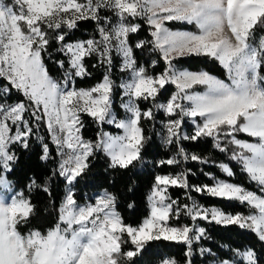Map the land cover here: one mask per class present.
I'll return each mask as SVG.
<instances>
[{
  "label": "snow or ice",
  "instance_id": "snow-or-ice-1",
  "mask_svg": "<svg viewBox=\"0 0 264 264\" xmlns=\"http://www.w3.org/2000/svg\"><path fill=\"white\" fill-rule=\"evenodd\" d=\"M94 22L92 38L69 42L81 22ZM143 21L151 40L137 41ZM180 22L194 31H172L167 26ZM264 0H0V264H136L151 242H173L187 246V257L195 243L207 238L198 221L234 225L250 230L264 243ZM66 59L55 60L62 78L56 79L45 62L52 60V42ZM151 45L163 61V71L149 74L135 57V49ZM206 57L223 69L225 79L207 71L178 68L175 61ZM94 58L106 71L90 88H76L75 81L90 76L86 59ZM124 74L117 86L112 73L116 64ZM156 61H153V65ZM96 65H93L95 67ZM173 86L164 103L157 97ZM122 90L120 108L114 110L116 88ZM202 89V90H200ZM22 99L13 102L12 94ZM151 101L143 110L140 102ZM168 119L164 143L176 148L170 158L156 167L179 166L189 159L208 164L206 158L186 152L184 141L211 139L220 153L259 190L204 175L211 184L189 185L190 170L154 176L149 195V214L137 226L125 222L117 211L116 196L108 191L94 203L77 201L74 186L90 167V158L103 153L112 169L126 170L143 162L149 137L144 122L156 119L153 111ZM98 126L111 125L116 134L100 131L95 141L85 140L83 117ZM194 125L191 135L182 133L185 122ZM36 129L46 130L59 157L54 175L67 187L57 219L46 232L20 231L29 223L34 206L23 191H17L9 174L18 156L12 146L28 149ZM249 139L238 138L240 136ZM42 160L52 149L44 137ZM227 177L234 175L226 163L216 165ZM48 179H51L49 177ZM41 187L33 177L27 185ZM183 189L249 208L247 215L226 214L216 207H204L189 195V204H178L169 192ZM44 192H49L43 186ZM133 205H129L131 208ZM181 216L192 224L173 225ZM210 249H201L202 254ZM162 264H176L163 259ZM191 264V261H188ZM221 264H259L255 251L233 250Z\"/></svg>",
  "mask_w": 264,
  "mask_h": 264
},
{
  "label": "trees",
  "instance_id": "trees-1",
  "mask_svg": "<svg viewBox=\"0 0 264 264\" xmlns=\"http://www.w3.org/2000/svg\"><path fill=\"white\" fill-rule=\"evenodd\" d=\"M140 30L131 35V43L134 47L135 43L140 40H151L147 25L140 21ZM172 31H194L193 26L186 25L180 22H171L167 25ZM95 34L94 22H81L80 27L69 35L68 41L75 42L92 38ZM257 37L264 35V30L257 28ZM59 45L54 41L51 44L50 51L53 59L49 60L45 56L46 65L50 74L56 78H62L63 73L59 70L55 60L66 59L62 53L58 52ZM135 57L140 65L147 67L149 74L153 71L159 73L163 71V61L159 60V53L152 50L151 45H147L144 49H135ZM153 61L156 64L153 65ZM178 68L186 69L193 72L207 71L218 78L225 79L226 74L217 62L209 60L206 57L189 56L175 61ZM93 65H96L93 67ZM86 70L91 73L83 79L78 78L75 81L76 88H90L100 82L105 74V67L97 64L94 58L86 59ZM114 83L118 86L123 79L124 74L118 70V63L115 71L112 73ZM3 83V82H0ZM202 90V89H200ZM175 89L171 86L167 87L166 91L157 97L158 103H164L171 96ZM122 91L119 87L114 93L115 111L119 117H123V112L120 108V99ZM22 99L18 94H12V101ZM140 107L143 110L152 107L151 101L140 102ZM156 119L153 121L144 122V131L149 137L145 144L142 156L143 162L137 163L135 167H130L126 170L112 169L109 167L107 157L97 152L90 158L89 170L83 175L78 184L74 186V193L77 201L81 204L94 203V196L97 193L108 191L116 196L117 211L123 216L125 222L137 226L149 214L148 195L152 186L154 176L157 174H176L190 170L188 176L189 185L211 184L212 182L204 175L209 172L218 179L228 180L237 185H242L248 190L255 191L259 194V190L254 182H251L247 175L241 172L240 166L229 160L230 153H220L213 147L211 139H201L198 142L184 141L183 147L186 152L196 154L202 158L208 159V164H200L193 162L190 159L187 162H182L177 166L156 167L160 160H164L173 156L176 148L171 145H166L163 140L165 135L164 124L168 119L162 112L153 109ZM84 127L81 130L85 140L95 141L100 131H107L112 134L117 133L116 129L109 126H98L91 118L83 117ZM194 125L186 121L182 126V133L191 135ZM38 137H44L45 142L50 144L52 156L49 160H42V142ZM241 139H249L240 136ZM12 150L18 156V162L15 165V170L9 174L8 179L13 182L17 191H23L30 198L34 211L30 217L29 223L26 226H21L20 231L26 233L30 229H38L41 232H46L52 227L57 219L58 209L66 192V185L61 178L54 175V172L59 161L55 154V147L51 145L50 138L47 137L46 130L36 129L35 134L30 139L28 149H23L19 145L12 146ZM219 163H226L233 169L234 175L227 177L216 166ZM35 178L41 187H33L29 191L27 185L32 178ZM51 177V179H48ZM47 186L49 192L42 190L43 186ZM170 196L177 201L178 204H189L192 201L187 197L191 195L195 201L204 207H216L224 211L226 214L241 213L247 215L249 208L246 205H241L237 202H230L218 198L191 192L188 193L183 189L172 188L169 192ZM133 205L131 208L129 205ZM173 225L192 224L187 216H181L179 221L175 218L171 220ZM196 225L204 227L207 238L195 243L192 247L191 257L186 256L188 251L187 246L176 244L173 242H151L146 246V250L135 258L136 264H161L163 259L174 260L176 264H221L225 259L232 258L233 250L244 251L251 249L255 251L259 264H264V243L260 242L256 236L247 229H241L234 225H217L214 222L198 221ZM201 249H210L209 252L202 254Z\"/></svg>",
  "mask_w": 264,
  "mask_h": 264
},
{
  "label": "rangeland",
  "instance_id": "rangeland-1",
  "mask_svg": "<svg viewBox=\"0 0 264 264\" xmlns=\"http://www.w3.org/2000/svg\"><path fill=\"white\" fill-rule=\"evenodd\" d=\"M4 2L5 3H8L9 2V0H4ZM118 70L120 71V65H119V63H118ZM125 78V76L123 77V79ZM171 87H173V86H171ZM174 88V87H173ZM122 91V90H121ZM122 110V112H123V109H121ZM124 114V113H123ZM106 126H109V127H112L113 129H115L113 126H111V125H106ZM117 130V129H116ZM117 132H118V130H117ZM116 134V133H115ZM55 147V146H54ZM58 159H59V157H58ZM66 191H67V187H66ZM102 192H100V193H97L95 196H94V198L95 197H97L98 195H100ZM162 264V263H161Z\"/></svg>",
  "mask_w": 264,
  "mask_h": 264
}]
</instances>
